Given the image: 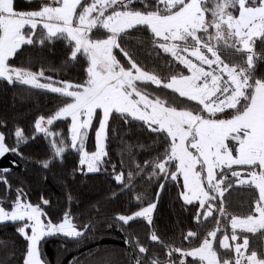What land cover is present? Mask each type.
Masks as SVG:
<instances>
[{"label": "snow or ice", "instance_id": "obj_1", "mask_svg": "<svg viewBox=\"0 0 264 264\" xmlns=\"http://www.w3.org/2000/svg\"><path fill=\"white\" fill-rule=\"evenodd\" d=\"M24 3L0 0V84L29 97L54 94L58 103L28 126L0 114V160L15 158L0 167V229L10 225L16 237L0 238V264H52L45 249L53 241L62 255L98 245L68 264H264V0ZM145 31L151 53L171 57L163 69L136 54L131 42L144 43L136 34ZM59 42L67 56L57 68L44 52L54 54ZM81 61L79 82L47 74ZM37 141L44 154H27ZM73 153L75 166L66 169ZM29 165L41 184L51 177L63 189L61 213L48 211L53 201L43 193L32 202ZM99 173L119 187L111 199L127 192L135 210L108 215L100 203L71 210L79 207L76 178ZM141 182L155 186L153 196L135 191ZM170 183L178 215L191 208L196 230L176 221L169 236L157 223ZM240 191L247 204L230 212ZM113 230L123 234V248L99 245Z\"/></svg>", "mask_w": 264, "mask_h": 264}, {"label": "trees", "instance_id": "obj_2", "mask_svg": "<svg viewBox=\"0 0 264 264\" xmlns=\"http://www.w3.org/2000/svg\"><path fill=\"white\" fill-rule=\"evenodd\" d=\"M17 6L20 8L27 7L24 0H17ZM136 35L141 36L144 40V43L141 44H137L135 40L131 42L135 45L136 54L139 57V60L148 68L158 67L163 69L165 62L170 60L171 57L161 52L159 58L157 59V57L151 53V45L147 42L149 33L145 31L142 34L138 33ZM114 54L117 55L118 60H120L122 64H127L126 60L118 50H114ZM44 55L47 56L53 67L59 68L62 61L67 56V50L65 49L64 44L59 42L55 46L54 54H49L47 50H45ZM20 59H23V57ZM17 63H19V60H17ZM82 65L83 61L75 67L70 66L66 69H62L59 73L48 72L47 74L53 75L57 79L79 82L84 78ZM177 68H180L187 73V70L183 69L182 66L177 65ZM37 69L38 66L33 70ZM260 72L264 73V69H261ZM148 87L150 91H155L157 93L161 91L152 85H149ZM57 103L58 99L54 94H40L29 97L22 91L21 88H13L7 86L6 84H0V114L18 115L22 118V124L25 126H28L37 116L47 114ZM58 128L66 130L67 124L60 123L58 124ZM138 135H141V137L145 140L148 139L146 133H138ZM87 148L89 151L94 150V132L89 135ZM44 150L45 146L43 142L37 141L30 144L25 149V152L33 156H42L44 154ZM146 158L147 157L145 156L140 157V159ZM12 159L15 158L8 156L5 159L0 160V167H9V162ZM113 159H115V155L113 156ZM76 160L77 157L74 153L68 155L65 161L66 169L74 167ZM14 172L19 173L20 169H14ZM27 175L29 177L30 199L32 202H38L40 194L43 193L47 197H50L53 201L52 207L48 209V211L50 213H61L66 205L63 189L59 187L58 183L53 181L50 177L47 182L41 184L38 180L39 170L34 169L32 165H29ZM135 191L137 193L146 191L149 197H151L154 195L156 188L154 185H146L141 182L137 185ZM177 191V186L170 183L166 191L162 194L160 204L158 205L157 223L162 229L167 226V234L169 236L173 234L171 229L174 227V223L176 221L181 222L180 226L184 228L185 231L189 228L196 230L197 227L190 218L192 215L191 208L189 212L178 215L179 204L175 199ZM72 192L79 202V207L72 205L71 210L77 214L84 213L92 204L95 203H100L103 206L104 212L108 215L121 212L125 208L129 207L135 210L136 207L135 203L132 202V195L127 192L119 194L116 199H111L112 193H120V190L119 187L107 176V174L104 173L78 176L72 184ZM247 201L248 193L244 191L234 192L231 197V206L228 210L230 212H238L242 207L246 206ZM208 226L211 227V224ZM0 238H16L14 237V228L9 225L7 228L0 229ZM123 238L122 233L113 230L111 235L106 236L102 241H99V245L109 249H120L124 247ZM97 246L98 245L95 243H88L85 246H82L79 252L73 250L66 255H62L58 249V242L53 241L46 246L45 251L47 252L48 259L52 261V264H61V261H63V264H68V261L71 260L73 256H80L81 253H87L90 250L95 249ZM81 258L83 259L82 256Z\"/></svg>", "mask_w": 264, "mask_h": 264}, {"label": "rangeland", "instance_id": "obj_3", "mask_svg": "<svg viewBox=\"0 0 264 264\" xmlns=\"http://www.w3.org/2000/svg\"><path fill=\"white\" fill-rule=\"evenodd\" d=\"M185 74H187V73H185ZM181 181H182V177H181Z\"/></svg>", "mask_w": 264, "mask_h": 264}]
</instances>
